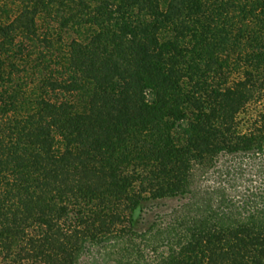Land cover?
<instances>
[{
    "label": "trees",
    "instance_id": "16d2710c",
    "mask_svg": "<svg viewBox=\"0 0 264 264\" xmlns=\"http://www.w3.org/2000/svg\"><path fill=\"white\" fill-rule=\"evenodd\" d=\"M112 259L264 264V0H0V264Z\"/></svg>",
    "mask_w": 264,
    "mask_h": 264
},
{
    "label": "rangeland",
    "instance_id": "374dc122",
    "mask_svg": "<svg viewBox=\"0 0 264 264\" xmlns=\"http://www.w3.org/2000/svg\"><path fill=\"white\" fill-rule=\"evenodd\" d=\"M256 163H257V161L255 162V164ZM255 169H256V167L248 169V172L251 173L250 176L248 175V177H249L248 179H249V181H251L248 185H250L254 189H259V188L262 187V184H261L262 181L259 179V176L256 175ZM176 204H177L176 200H173V199L172 200H167L166 201V206L164 207V209H166L165 211L169 210L170 208H172ZM154 213L155 212H153L152 214L147 216V218H146L147 220H146L145 224H143V225L139 224V228L140 229H146L147 227H149L152 224V222H154V220L156 218L155 216L157 215V214H154ZM89 257H90L89 254L85 255L84 260L87 261L89 259ZM122 263H124V262H122ZM111 264H115V261L113 259L111 260Z\"/></svg>",
    "mask_w": 264,
    "mask_h": 264
}]
</instances>
